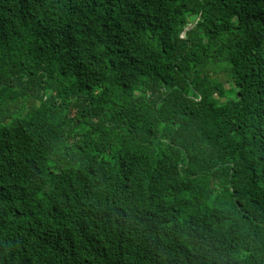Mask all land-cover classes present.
<instances>
[{"label":"trees","instance_id":"trees-1","mask_svg":"<svg viewBox=\"0 0 264 264\" xmlns=\"http://www.w3.org/2000/svg\"><path fill=\"white\" fill-rule=\"evenodd\" d=\"M0 264H264V0H0Z\"/></svg>","mask_w":264,"mask_h":264}]
</instances>
